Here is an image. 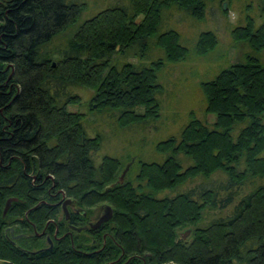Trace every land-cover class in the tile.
Instances as JSON below:
<instances>
[{"label": "trees", "instance_id": "trees-1", "mask_svg": "<svg viewBox=\"0 0 264 264\" xmlns=\"http://www.w3.org/2000/svg\"><path fill=\"white\" fill-rule=\"evenodd\" d=\"M102 2L82 21L84 0H0V264H264V0H235L234 62L216 30L184 42L174 26L215 18L214 5L225 17L222 4L233 0ZM70 30L63 48H51ZM214 52L222 54L204 76L188 67L202 117L188 106L183 119L169 114L160 73ZM76 89L93 92L90 111L111 134L163 124L153 152L162 159L145 160L134 144L119 157L102 153L104 133L67 111ZM63 196L79 209L67 221L58 218ZM102 204L112 207L107 223L70 228L85 227Z\"/></svg>", "mask_w": 264, "mask_h": 264}, {"label": "rangeland", "instance_id": "rangeland-1", "mask_svg": "<svg viewBox=\"0 0 264 264\" xmlns=\"http://www.w3.org/2000/svg\"><path fill=\"white\" fill-rule=\"evenodd\" d=\"M84 1L87 4V10L83 14L82 21L89 19L91 16H93L99 11H102L105 8V3L102 2V0H84ZM225 6H226L225 7L226 16L225 17L222 16L220 12L218 11L219 5L217 6L214 5L212 7L214 10L210 9V11H215V13H218V15H216L217 18L215 17L216 20L214 17L213 18L211 17L212 13H209V16L207 15L206 17L205 23L204 22L197 23V22L188 20V21H183L180 24H177V23H174L176 21H179L178 14H177L176 15L177 18L173 16V23H174V26L176 27L175 29L180 32L182 41L184 42L190 41L192 38L194 39V37L197 36L198 33L208 28L216 30L218 33V38L220 40V46H222V47H219V51L227 53L228 62H234L238 58H236L237 56L236 51L233 49H229L230 38H229V33H228L229 30L227 32V28L230 29L237 23V20L240 15L238 13L239 3H235V0H233V2L231 3L225 2ZM211 18L213 20H211ZM73 34H74V31L72 30L66 32L64 36L57 38V40H55L52 43L51 48H58V49L63 48L64 40H66L69 36L71 37ZM221 54H222L221 52H219V54H216V52H214L206 58H201V59L196 58L194 60H193L194 56L193 57L190 56V58L192 59L189 62H193V63H186V64H182L179 66L178 65L169 66L172 71L169 70V67H167L160 73V83L166 84L167 86L166 89L171 93L170 94V96H172L171 98H173L172 103L168 102L170 103V106L172 107L170 110L171 112H169V114L170 113L178 114L180 118L183 119L184 117L187 116V114L183 110H186L185 108L188 106L189 107L188 109L191 108L195 111L196 117L198 118L202 117V114L198 112V107H201V106L200 105L197 106L198 100H199V93L196 90L197 84H195L197 79L195 78L194 81H191V77L193 76V74H192L191 69L188 67L195 66L197 69L196 72H198V74H200V77H202L204 75H201V74L205 70L210 69L217 64V61H218L217 56ZM54 58H55L54 60L58 59L57 56L55 55H54ZM121 61L125 63H132V64L137 63V60L133 58H127ZM183 68H186V69H183ZM189 78H190V81H189ZM74 93H76L77 96L79 97V102L75 105L68 106L67 111L72 112V113L76 112L78 114L84 115L85 120H88V123L90 124L91 129L96 128L104 133V136L106 137V142L104 143V146H103L104 149L102 153L108 156L116 155L119 157L120 155L123 154L122 153L123 150H130L132 144H134L136 145V148H137V145L140 146L139 153L143 156L145 160L148 161L150 159H156L157 161H160L162 159V155H158L157 152H156L157 154L154 155L153 152H154L155 143L159 141L161 137L165 135L163 131L164 128L162 127L163 124L158 126L157 132L154 129L150 128L145 132L130 130L124 135L122 133H119L118 135H115V133L111 134L113 130H110L109 126L106 125L108 124L107 118L105 116H99L97 114H92L90 111V108H91L90 101L93 96V92L91 90L76 89L74 90ZM206 121L209 124H211L214 121V116L207 115ZM171 126L172 125H170V127ZM132 151H136V149ZM127 164L128 162H126L125 166ZM121 172L118 178L120 177ZM126 177H127V173L124 176L123 181L126 180ZM199 183H200V179H195L193 183H188L184 185L183 187L180 188L179 191L185 190ZM242 194H244V192ZM169 195L171 194L166 192V193L160 194L159 197L161 198V197L169 196ZM99 206L100 205L95 207V209L93 210V214L89 217L90 222H93L95 219V216L98 214ZM68 210L70 212H74V211L77 212V210L79 211V209H77V207H75L74 205L69 206ZM229 212H230L229 209L223 211L222 213L217 212L216 217H225L227 214H229ZM62 217H63L62 207H60V214L58 216L59 220ZM191 229L193 230L192 227L182 229L179 231V234H183L185 231L191 230ZM12 230H14L15 233H18L21 231L19 228H14V227H12ZM6 234L8 235L9 233H6ZM191 238L192 236L191 234H189L185 238V240L190 241Z\"/></svg>", "mask_w": 264, "mask_h": 264}, {"label": "water", "instance_id": "water-1", "mask_svg": "<svg viewBox=\"0 0 264 264\" xmlns=\"http://www.w3.org/2000/svg\"><path fill=\"white\" fill-rule=\"evenodd\" d=\"M225 3H223L222 5V8L223 10H225ZM136 23H139V19L136 20ZM118 49V47H117ZM53 66L55 65V63L52 64ZM132 165V163H128L125 168L123 169V171L121 172V175L120 177L118 178V183L119 184H122L123 183V180H124V176L126 175V173L128 172L130 166ZM63 202H62V214L64 215V218L65 220L67 221L69 219V210H68V207L72 205V200L71 199H64V196H63ZM17 199L16 198H12V199H9L7 200L6 202V205H5V209H4V213H6L9 205L11 202H16ZM99 209L103 210L104 211V214L95 222V223H92L89 225L88 228L86 227H80V228H76V227H73L71 226L70 228L79 233L81 231H86L87 229L89 230H96L98 229L99 227H101L104 223H107L111 218H112V214H113V211H112V207L108 204H102L99 206ZM77 212H79L77 210ZM11 233V235L13 234V230L11 228L8 229ZM190 234V231L187 230L185 231L183 234H181V238L183 240H185V238ZM17 238V237H15ZM47 243H48V248L47 249H50L52 247V241L50 240V238H47ZM43 250H40V251H36V252H28L29 254H36V253H39Z\"/></svg>", "mask_w": 264, "mask_h": 264}, {"label": "flooded vegetation", "instance_id": "flooded-vegetation-1", "mask_svg": "<svg viewBox=\"0 0 264 264\" xmlns=\"http://www.w3.org/2000/svg\"><path fill=\"white\" fill-rule=\"evenodd\" d=\"M103 214H104V211L98 208V214L95 216L94 221L90 222V220H89L88 222H86L85 227L88 228L90 224L95 223ZM83 216H85V213H83ZM86 231H89V229H87Z\"/></svg>", "mask_w": 264, "mask_h": 264}]
</instances>
